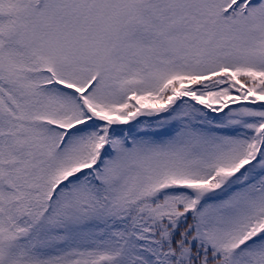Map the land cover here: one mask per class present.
<instances>
[{
  "label": "snow or ice",
  "instance_id": "obj_1",
  "mask_svg": "<svg viewBox=\"0 0 264 264\" xmlns=\"http://www.w3.org/2000/svg\"><path fill=\"white\" fill-rule=\"evenodd\" d=\"M0 264H264V0H0Z\"/></svg>",
  "mask_w": 264,
  "mask_h": 264
}]
</instances>
